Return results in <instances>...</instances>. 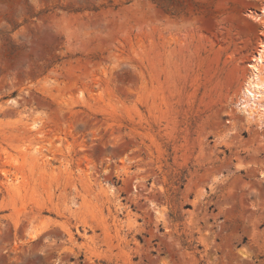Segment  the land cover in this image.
Listing matches in <instances>:
<instances>
[{"label":"rangeland","instance_id":"1","mask_svg":"<svg viewBox=\"0 0 264 264\" xmlns=\"http://www.w3.org/2000/svg\"><path fill=\"white\" fill-rule=\"evenodd\" d=\"M263 5L0 0V264H264Z\"/></svg>","mask_w":264,"mask_h":264},{"label":"bare ground","instance_id":"2","mask_svg":"<svg viewBox=\"0 0 264 264\" xmlns=\"http://www.w3.org/2000/svg\"><path fill=\"white\" fill-rule=\"evenodd\" d=\"M250 16L256 21L260 20V17L264 16V5L262 6L260 10V14L258 15L251 14ZM248 68H249V74L243 80V85L240 89V97H239V100L235 104L237 105L238 111L241 114H243L244 119L248 125H256L260 129H264V41L260 43L258 50L256 51L252 60L248 64ZM11 102L16 104V101L12 100ZM1 114L4 115V111L0 110V115ZM233 118L237 119L238 117L233 116ZM38 127H39V122L33 120V122L30 125V130L37 132L39 130ZM33 154L36 156H39L42 154V151L41 149L36 148L34 149ZM11 164L12 163H10V165ZM15 164L17 163L15 162ZM4 174L5 173L3 171V175ZM260 178H264L263 173L260 174ZM5 180L6 181L1 183L2 185L1 187L3 188L4 191L9 193L11 190V184L8 183L7 177L5 178ZM69 203H70L69 206L71 207L77 206V203H75V201H71ZM30 229H29V232H30ZM65 234H66L67 242L73 243L75 241L71 231L67 230ZM35 237L36 238L38 237L37 234L30 236L29 239L32 240V239H35Z\"/></svg>","mask_w":264,"mask_h":264}]
</instances>
